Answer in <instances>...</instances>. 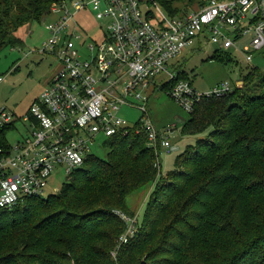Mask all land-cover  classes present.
<instances>
[{"label": "trees", "instance_id": "trees-1", "mask_svg": "<svg viewBox=\"0 0 264 264\" xmlns=\"http://www.w3.org/2000/svg\"><path fill=\"white\" fill-rule=\"evenodd\" d=\"M57 1L0 0V53L21 46L20 29L41 22ZM150 2L179 15L194 0ZM261 81L260 93L234 88L195 105L181 133L197 146L178 155L165 178L156 180L146 133L131 129L106 140L105 159L89 154L59 193L0 209V264H264ZM153 182L136 236L116 261L110 252L126 228L120 214H134L127 198Z\"/></svg>", "mask_w": 264, "mask_h": 264}, {"label": "built area", "instance_id": "built-area-1", "mask_svg": "<svg viewBox=\"0 0 264 264\" xmlns=\"http://www.w3.org/2000/svg\"><path fill=\"white\" fill-rule=\"evenodd\" d=\"M142 3L58 0L52 5L50 13L56 18L46 24L48 38L40 52L52 54L61 63L60 71L23 117L0 108V209L43 198L54 172L62 170L68 179L83 166L99 135L109 139L134 129L146 133L147 146L158 156L163 149L177 150L170 142L176 124L161 132L150 118L149 90L166 86L189 114L203 99L234 90L220 83L201 93L180 78L175 66L169 69L170 61L193 42L205 40L218 51L235 49L248 64L264 49V0H202L196 11L160 17L146 13ZM87 9L97 19H107L102 40L87 42L75 29L69 32L75 16ZM239 43L248 44L240 50ZM124 107L143 114L136 125L129 126L121 116ZM21 123L25 132L13 145L9 135ZM135 234L128 222L121 245Z\"/></svg>", "mask_w": 264, "mask_h": 264}, {"label": "rangeland", "instance_id": "rangeland-1", "mask_svg": "<svg viewBox=\"0 0 264 264\" xmlns=\"http://www.w3.org/2000/svg\"><path fill=\"white\" fill-rule=\"evenodd\" d=\"M200 3V0H194V3L189 4V6L183 5V11H188L187 13L196 11ZM176 6L180 7L181 5L176 4ZM142 8L146 13L152 12L157 17L168 15L167 10L158 2L143 0ZM55 18L49 12V15L44 17L41 22L23 27L19 31L22 45L7 47L0 53V77L2 78L0 82V108H7L18 117H23L29 113L31 105L41 97L61 69V63L52 54L40 52L44 49V43L48 38L46 24ZM75 23L79 25L75 26ZM105 23H107V19H97L91 9L82 10L72 21L69 32L75 29L87 42L90 38L102 40L106 33ZM246 44L248 43H239V49L244 50ZM254 54L253 61L248 64L241 52L235 49L218 51L213 45L201 40L200 43L193 42L179 57L171 60L169 69L175 66V70L191 82L198 92L204 93L220 83H228L232 88L240 89L241 93L238 92L240 95L249 97L261 92L260 83L264 79V49ZM248 78L250 80L245 81ZM162 80H164L163 77L158 79L157 83L159 84ZM238 82H241L239 86ZM166 89L167 87L163 86L160 89L149 90V114L153 124L161 132L168 126L176 124L177 127L170 142L177 146V150L169 153L167 149H163L160 157L157 155L158 177L156 180L161 177L165 178L168 172L176 170L175 160L178 155L187 150L189 146L194 147V150L197 146V137L184 136L181 133L190 114L168 95ZM243 98L247 99V97ZM121 116L127 120L129 126H134L143 114L136 108L124 107ZM24 132L25 127L21 123L18 125V131L9 135L10 142L13 145L16 144ZM106 140V137L99 135L94 144L90 146L91 154L100 159H105L109 153V147L105 144ZM58 171L54 172L43 199H46L50 194L59 193L67 181L64 172ZM155 185L156 182L150 183L128 196L127 206L134 214H120L126 223V228L110 252L114 260H118L119 251L123 247L120 239L128 229V222L134 224L138 230V221L143 219ZM147 249V247L144 248L143 252L138 254L140 260L146 259L145 251Z\"/></svg>", "mask_w": 264, "mask_h": 264}, {"label": "water", "instance_id": "water-1", "mask_svg": "<svg viewBox=\"0 0 264 264\" xmlns=\"http://www.w3.org/2000/svg\"><path fill=\"white\" fill-rule=\"evenodd\" d=\"M239 84H241V82ZM239 84H238V86H239Z\"/></svg>", "mask_w": 264, "mask_h": 264}, {"label": "crops", "instance_id": "crops-1", "mask_svg": "<svg viewBox=\"0 0 264 264\" xmlns=\"http://www.w3.org/2000/svg\"><path fill=\"white\" fill-rule=\"evenodd\" d=\"M240 82H238V84H239Z\"/></svg>", "mask_w": 264, "mask_h": 264}]
</instances>
